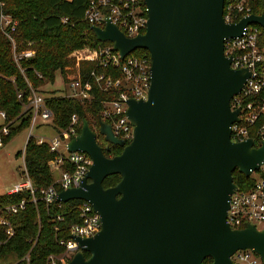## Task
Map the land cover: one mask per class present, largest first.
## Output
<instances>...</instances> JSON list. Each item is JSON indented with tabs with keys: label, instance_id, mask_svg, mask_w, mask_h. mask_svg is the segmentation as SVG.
<instances>
[{
	"label": "water",
	"instance_id": "obj_1",
	"mask_svg": "<svg viewBox=\"0 0 264 264\" xmlns=\"http://www.w3.org/2000/svg\"><path fill=\"white\" fill-rule=\"evenodd\" d=\"M144 2L142 34L127 37L109 19L104 27H92L121 58L137 49L148 52L150 86L146 99L126 100L133 126L128 143L98 119L106 150L117 145L119 154L106 156L85 117L68 143L93 163L82 184L60 191L58 200L90 202L102 227L94 236L75 237L80 249L67 264H202L206 257L211 264H234L231 256L244 249L264 264V227L246 223L232 229L226 222L230 196L238 189L232 173L256 172L264 141L255 146L252 138H230L239 114L230 103L250 72L232 69L223 52L224 39L240 36L249 24L264 33V13L226 23L225 0ZM114 174L119 181L104 187Z\"/></svg>",
	"mask_w": 264,
	"mask_h": 264
},
{
	"label": "built area",
	"instance_id": "obj_2",
	"mask_svg": "<svg viewBox=\"0 0 264 264\" xmlns=\"http://www.w3.org/2000/svg\"><path fill=\"white\" fill-rule=\"evenodd\" d=\"M251 14L243 1L233 4L229 2L223 12V20L226 23H235L242 17ZM109 19L110 23L116 25L127 37H134L145 32L147 23V12L144 0H90L85 11L84 20L91 27H104ZM68 17H63L64 24L69 23ZM3 30L11 39L14 49V58L19 62L23 57L34 55L31 49L18 53L16 44L12 36L15 31L16 21L10 16L2 15ZM263 29L256 24L247 25L240 36L224 39V55L231 57L230 67L232 69L246 68L250 75L246 79L241 92L231 100V109L239 108L238 121L231 125L230 138L232 141H243L252 138L259 146L264 141V55H263ZM262 42V43H261ZM134 52V51H133ZM133 52L121 58L119 53L113 49L112 44L102 46L90 43L81 48L73 50L69 57L75 60L72 67V74L68 76L66 97H73L83 102L92 101V83L89 79L84 80L81 74L82 62H96L104 67L110 66L121 73V77L113 80L105 74L91 72V77H95L100 88L105 92L115 91L114 98L103 102L102 120L110 124L111 131L118 139L128 143L133 136V126L125 112L127 109L126 100L128 98L146 99L150 86V66L151 60L147 53L136 55ZM30 85L26 108L32 112L31 123L29 126L30 135L25 144L31 137H35L39 145L47 144L54 158L49 162L51 169L59 174L56 180L57 185H51L46 189H41V197L48 204L60 202L58 194L60 191L79 187L86 177L93 163L92 158L82 151H70L68 143L80 132L82 126L77 115H73L69 127L57 133L53 139L32 134L35 128L49 124L52 119V111L46 103L45 96ZM22 98L23 94L20 93ZM251 98L250 100H246ZM4 111L0 110V123L6 120ZM263 120L256 126V123ZM97 125L94 129L98 131ZM253 128V131H251ZM250 131L254 137L250 136ZM7 130H5V133ZM99 133V131H98ZM5 144L0 132V147ZM25 149L24 152L25 153ZM26 170V169H25ZM264 161L256 172L251 175L255 177L254 185L246 191L239 188L231 194L229 208L226 214V222L232 229L244 227L246 223H264ZM29 189L33 194V201L38 197V191L29 179L18 184L10 193H16ZM26 201L5 205L0 207V225L4 227L6 238L14 235V228L8 216L18 213L24 209ZM79 222L70 227V237L61 238L59 244L65 247L63 260L57 262L54 255L49 257L50 264H67L73 255L80 249L75 237L87 238L94 236L102 227L101 216L94 209L93 205L85 200L76 206ZM60 221L62 217L58 218ZM231 259L234 264H263L258 254L250 249L238 250Z\"/></svg>",
	"mask_w": 264,
	"mask_h": 264
},
{
	"label": "trees",
	"instance_id": "obj_3",
	"mask_svg": "<svg viewBox=\"0 0 264 264\" xmlns=\"http://www.w3.org/2000/svg\"><path fill=\"white\" fill-rule=\"evenodd\" d=\"M90 0H0V110L6 113V120L0 123V132L7 143L15 135L29 128L32 112L26 108L30 85L41 92L40 86L53 83L58 71L65 72L66 66H75V60L70 53L90 43L102 46L111 45L97 39L90 24L84 20L85 11ZM243 1L251 14L264 13V0H225L226 5ZM2 15H8L16 21L12 36L18 53L31 49L34 55L23 57L19 62L14 58L11 39L5 34ZM70 19L62 22L63 17ZM262 43V42H261ZM136 55L148 52L144 49L135 51ZM81 74L84 80L92 83V101H81L54 92L45 95L46 103L53 115L49 122L57 133L69 127L73 115L80 122L85 117L90 126L95 128L98 119L102 117L103 102L111 100L115 91H103L91 77V72L105 74L113 80L121 77L119 70L110 66L104 67L96 62H82ZM73 71V70H72ZM23 97L20 98L19 94ZM248 98L246 100H250ZM263 120L256 123V126ZM82 126L79 127V132ZM5 130L7 132L5 133ZM253 131V128H251ZM250 131V136L254 137ZM258 143L255 142V146ZM122 148L111 145L110 150H104L111 157L121 152ZM54 158L47 144L39 145L35 137L28 140L24 153V163L29 179L38 189L33 201L29 189L16 193L0 195V207L26 201L24 209L8 216L14 228V235L6 238L4 227L0 225V262L4 264H50L49 257L56 256L57 262L64 259L65 247L59 244L61 238L70 237V227L79 222L76 206L81 200L54 202L48 204L41 197V189L57 185L55 174L49 162ZM259 175L264 177V174ZM233 182L240 190H249L255 183L253 175L245 176L235 169L232 173ZM120 176L110 175L104 180V187L117 183ZM62 217L60 221L58 218ZM89 256V253H86ZM212 259L206 257L202 264H211Z\"/></svg>",
	"mask_w": 264,
	"mask_h": 264
},
{
	"label": "rangeland",
	"instance_id": "obj_4",
	"mask_svg": "<svg viewBox=\"0 0 264 264\" xmlns=\"http://www.w3.org/2000/svg\"><path fill=\"white\" fill-rule=\"evenodd\" d=\"M135 51L133 52L134 54H136ZM72 67L71 65L66 66L64 73L58 71L53 83H46L39 87L41 92L47 95L48 92L56 91L63 95L66 90H69L67 88V79L72 74ZM32 134L35 136H43L47 139H53L57 136V132L48 124L35 128ZM29 135L30 129L27 128L15 135L3 147H0V195L6 194L18 182H24L27 179L23 152ZM55 176L58 178L59 174H55ZM257 226L263 228L264 223H259ZM0 264L4 263L0 262Z\"/></svg>",
	"mask_w": 264,
	"mask_h": 264
},
{
	"label": "flooded vegetation",
	"instance_id": "obj_5",
	"mask_svg": "<svg viewBox=\"0 0 264 264\" xmlns=\"http://www.w3.org/2000/svg\"><path fill=\"white\" fill-rule=\"evenodd\" d=\"M96 135H97V141L98 143L106 150V146L108 145V142L104 139V136H102L98 131L95 129ZM110 144L109 146H111Z\"/></svg>",
	"mask_w": 264,
	"mask_h": 264
},
{
	"label": "crops",
	"instance_id": "obj_6",
	"mask_svg": "<svg viewBox=\"0 0 264 264\" xmlns=\"http://www.w3.org/2000/svg\"><path fill=\"white\" fill-rule=\"evenodd\" d=\"M20 183H22V182H18L14 187L10 188V189L7 191V193L12 192V191L16 188V186H17L18 184H20Z\"/></svg>",
	"mask_w": 264,
	"mask_h": 264
}]
</instances>
